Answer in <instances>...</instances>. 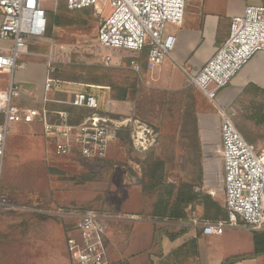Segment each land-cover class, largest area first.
I'll use <instances>...</instances> for the list:
<instances>
[{
    "label": "rangeland",
    "instance_id": "obj_1",
    "mask_svg": "<svg viewBox=\"0 0 264 264\" xmlns=\"http://www.w3.org/2000/svg\"><path fill=\"white\" fill-rule=\"evenodd\" d=\"M42 4L54 15L59 7L58 12L73 23L61 26L55 22L53 36L31 40L29 48L52 53L58 62L56 65L67 64L68 70L77 66L79 71L85 70L83 75L90 68L99 76L107 72L113 74L116 84L112 87L57 78L61 82L50 94L70 99L75 92L91 91L105 110L109 108L111 116L125 123L104 161L56 155L54 142L46 137L42 124H12L6 145L1 193L9 203L27 209L0 207V264H57L62 257L71 259L66 243L69 235L66 234L70 233L72 226L70 221L41 214L39 209L94 208L120 213H131L126 209H149L155 195L142 190V179H148L149 162L155 159L165 161L168 183L190 182L197 191L210 193L224 205L222 150L216 146L219 120L211 101L193 85L181 91L155 87L149 81L146 68L140 73L130 68L129 50L101 47L97 35L104 17L113 10L109 0H100L104 7L101 15L91 7L70 9L67 0L58 3L42 0ZM9 43L0 38V44L7 46ZM107 54L112 55L109 66L103 64V57ZM31 57L34 56H21L19 62L27 61L28 66L18 67L13 79L21 86H28L25 78H35L44 87L48 58ZM10 80L11 74L0 72V89L8 88ZM123 89H127V98L116 99ZM37 96L36 87L30 91L26 89L25 98L29 105L36 106ZM50 107L65 109L58 103ZM68 109L75 114L76 121L89 113L84 109ZM244 121L245 132L237 125L239 130L248 140V135L258 137L261 144L258 139L249 141L258 150L264 149V119L262 124L251 119ZM147 129L149 141L141 139V144L137 140V145L134 140L138 139L136 132L141 138ZM204 138L208 140L209 161L206 166L201 146ZM86 173L93 177L82 182ZM193 214L202 218L198 210L192 211L190 216ZM141 216L148 217V214Z\"/></svg>",
    "mask_w": 264,
    "mask_h": 264
},
{
    "label": "built area",
    "instance_id": "obj_2",
    "mask_svg": "<svg viewBox=\"0 0 264 264\" xmlns=\"http://www.w3.org/2000/svg\"><path fill=\"white\" fill-rule=\"evenodd\" d=\"M109 1L113 10L104 17L97 35L101 47L135 51L147 48L149 70L159 68L166 57L172 56L176 38L168 33V25L182 24L187 0ZM67 6L70 9L91 7L98 15L104 11L100 0H67ZM0 16V38L10 42L7 46H0V72L11 74L8 88L0 89V207L26 210L9 203L1 193L6 145L12 124H42L46 137L54 142L56 155L103 160L108 157L125 122L111 116L109 108L105 110L91 91L75 92L68 100L49 96L48 93L61 82L54 77L58 62L52 53L47 55L48 74L44 85L47 96L42 106L29 105L25 98L26 89L14 81L13 75L18 67L26 64L19 59L26 53L28 41L46 36L49 11L42 0H0ZM261 51H264V3L247 4L242 14L232 17L229 36L217 46L202 68L196 72L185 70L189 84L205 94L219 116L227 218L212 221L193 214L189 222L165 218L163 223L201 228L204 235L221 234L229 227L264 231V149L258 150L245 138L231 110L219 101V92ZM111 61V54L103 57L104 65L109 66ZM130 68L140 73L141 63L131 60ZM54 103L71 105L89 113L76 121L75 114L69 109H52L48 105ZM138 133V139L134 138L136 144L137 140L143 144L139 141L141 139L149 141V129L141 138ZM38 212L70 221L72 226L66 243L74 264H113L106 242L109 225L140 219L136 214L94 208L39 209Z\"/></svg>",
    "mask_w": 264,
    "mask_h": 264
},
{
    "label": "crops",
    "instance_id": "obj_3",
    "mask_svg": "<svg viewBox=\"0 0 264 264\" xmlns=\"http://www.w3.org/2000/svg\"><path fill=\"white\" fill-rule=\"evenodd\" d=\"M259 3H264V0H187L182 24L168 25V33L174 34L176 38L172 56L166 57L157 69L147 68L150 83L167 91H181L187 86H192L189 85L185 70L188 72L200 70L214 54L217 46L229 36L232 17L242 14L247 4ZM1 21L0 16V24ZM29 42L24 55L34 56L31 59L47 57L50 54L30 49ZM0 46L4 45L0 44ZM22 62L26 63L24 67L28 66L27 61ZM29 63L35 64L34 61ZM25 79L28 86L23 85V87L29 91L36 87L38 100L35 105L42 106L47 96L44 87L42 84L39 85L35 78L26 77ZM53 94L48 93L52 97ZM219 101L231 110L236 125L242 126L244 132L245 128L242 125L246 122L244 120L251 119L257 124H262L264 51L258 52L233 81L219 92ZM218 132L216 146L221 151L220 122ZM246 133L248 135L247 130ZM248 136L251 142H256L258 139V137ZM203 140L204 143L200 145L205 154L206 166L209 161L206 151L208 140L206 138ZM260 142L258 139V144H261ZM194 210L202 213L203 207L199 204L198 208H193ZM126 211L138 215L140 219L113 222L109 225L106 242L113 264H222L229 257L250 254L254 251L253 231L249 229L229 227L225 228L221 234L204 235L201 228H184L163 223V219L153 216L152 206L149 209H126ZM139 213L148 214V217H143ZM190 219L191 216L185 221L189 222ZM183 229H185L184 233L175 239H171L167 234V232L175 234ZM68 234L70 233L66 236ZM57 264L74 263L70 258L62 257ZM233 264H264V254L239 260Z\"/></svg>",
    "mask_w": 264,
    "mask_h": 264
},
{
    "label": "trees",
    "instance_id": "obj_4",
    "mask_svg": "<svg viewBox=\"0 0 264 264\" xmlns=\"http://www.w3.org/2000/svg\"><path fill=\"white\" fill-rule=\"evenodd\" d=\"M58 9L55 15L53 13H49V27L46 34V36L48 37L53 36L52 28L55 22L61 26L73 23L70 18L64 16L62 13H59ZM129 51V62L131 60H137L141 63V70H143L144 68L147 69L148 49L145 48L140 51ZM59 64V66L56 65V72L54 74V77L61 80L73 82L81 80L89 84L110 85L112 87H115L116 85L114 75L108 72L99 76V74H97L90 68L88 73L83 75V73H85V70L79 71V67L77 66L72 67L70 70H68L67 64ZM127 93V89H123L122 92L118 93L115 96V98L119 100H125L127 98ZM59 98L68 100L66 98H63L62 96H60ZM50 105L51 104H49V106ZM61 107L65 109H76L74 106L67 104H61ZM0 121H2L1 116ZM241 129L243 128L241 127ZM104 160L106 159H98L96 161ZM146 176H148V179H142V190L155 195V200L152 205L153 216L158 217L159 219L170 217L173 219L187 220L190 217L193 208H197V206L200 204L203 207L202 218L212 221L227 218V211L224 205L221 204V202L214 198L210 193L197 191L194 184L183 180L175 183H168L166 181V168L165 161L163 159H155L149 162V170L147 171ZM92 177L93 175L86 173L82 177V182L91 180ZM184 230L185 229L175 234L167 232V234L171 239H175L176 237L182 235L184 233ZM253 239L254 251L252 253L229 257L225 259L222 264H233L234 262L239 260L264 254V231H253Z\"/></svg>",
    "mask_w": 264,
    "mask_h": 264
}]
</instances>
